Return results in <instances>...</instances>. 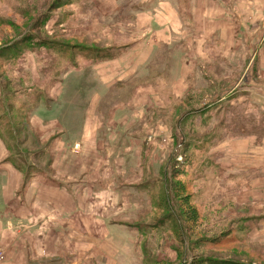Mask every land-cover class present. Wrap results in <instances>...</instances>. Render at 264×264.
I'll return each mask as SVG.
<instances>
[{
    "label": "rangeland",
    "instance_id": "obj_1",
    "mask_svg": "<svg viewBox=\"0 0 264 264\" xmlns=\"http://www.w3.org/2000/svg\"><path fill=\"white\" fill-rule=\"evenodd\" d=\"M57 2L0 0V47L31 33L39 43H62L70 51L68 57H54L48 55V51L37 49V60L31 57L35 56L33 52H26L19 67L8 68L4 82L0 83V117L8 130L13 131L6 132L8 136L4 137L12 141L9 155L18 156V151L12 154V144L17 139H26L24 152L29 158L39 150L38 154L52 153L47 142L40 145L47 136L39 130L42 128L36 118L45 124L53 123L56 118L62 125L78 124L75 116L65 111L92 110L101 96L100 115L106 127L110 122L117 126L126 123L128 129L116 126L112 132L101 131L100 144L106 161L100 164L98 155L92 156L93 161L87 164L90 183L96 181L95 177H102L97 187L111 189L133 180L140 184L151 182L152 188L148 191L146 186L144 191L138 192L134 187H127L129 193H120V197L125 198L119 206L114 197L112 200L104 198L102 207L97 203V212L94 209L87 212L91 219L100 220L96 213L102 215L106 226L102 228L104 240H113L109 244L112 247L103 246V256L97 262L101 264L102 257L108 258L109 253L111 264L116 263L111 260L115 257H119L117 264H181V259L190 262L199 256L264 264V174H257L254 157H248V171L239 174L245 160L243 151L234 152L239 144L230 153H213L224 140L237 142V139L250 137L259 143L264 141V62L259 57L264 48V0L222 1L225 7L221 9L230 14V19L227 15L223 18L228 21L227 46L232 48L222 55L219 35L212 37L210 32L208 35L199 23L187 16L191 2L184 5L181 0H81L75 8L59 5L51 10ZM24 10L30 11L31 16H24ZM154 12L159 14L158 21L168 23L173 32L170 47L151 73L157 79L142 81V74L130 84L107 89L113 72L121 75L124 68H116L113 66L116 62L112 61L111 69L100 67L98 74L95 69L105 62L90 61L81 54L97 48L121 55L129 41L140 37L138 30L155 27V23L150 24ZM42 16H47L45 23L40 20ZM245 51L247 54L242 58ZM256 51L259 61L254 70L250 59L253 61L256 56L251 58L250 55ZM206 53L217 58L214 65L202 59ZM155 54L142 63L150 64ZM40 57L44 60H38ZM181 57L187 63L184 71ZM191 59L207 65L191 64ZM50 60L55 63L50 65ZM234 60L241 64L234 66ZM84 69H88L89 74H85ZM0 75L3 78L4 72ZM120 78L118 76V80ZM12 80L14 84H10ZM6 83L10 86L3 89ZM238 84H241L239 90L234 91ZM5 89L9 94H4ZM16 92L19 95L14 94ZM25 96L37 97L38 102L21 107ZM221 96L227 98L219 100ZM4 108L10 109L11 114L6 115ZM216 110L219 111L215 117ZM97 117L86 121L84 131L73 129L66 133L73 137L100 134L95 132ZM132 123L152 126L149 131H135L129 127ZM54 133L55 136L61 134L59 130ZM110 133L112 145L108 138ZM92 140L96 144L95 139ZM137 140L140 142L136 143ZM195 142L202 145L197 147ZM82 143L70 147L69 153L78 155ZM112 154L110 162L108 156ZM230 158L241 160L234 167V175L221 172L220 164ZM186 163H191L188 168ZM75 166L72 171L75 174L84 169L82 162ZM132 169L134 176L130 174ZM93 172L100 173L94 175ZM90 183L87 182V186ZM106 188L103 187V191ZM109 215L112 221L118 219V224H112ZM161 220L165 227L154 228ZM83 221L87 222L86 217ZM28 226L23 224L19 228L27 230ZM239 238L243 244L235 243ZM216 239L215 243H210ZM89 244L90 247L95 245ZM113 247H118V254ZM0 249L5 255L0 264H7V252L1 246ZM98 249L101 248L97 245L92 251ZM45 261L46 258H41L38 263Z\"/></svg>",
    "mask_w": 264,
    "mask_h": 264
},
{
    "label": "crops",
    "instance_id": "obj_2",
    "mask_svg": "<svg viewBox=\"0 0 264 264\" xmlns=\"http://www.w3.org/2000/svg\"><path fill=\"white\" fill-rule=\"evenodd\" d=\"M181 1L184 5L191 2L187 16H190L191 20L195 23H199L204 32L207 34L210 32L212 37L219 35V39L222 41L220 49L221 55L223 52H227V50H232V48H228V39H226V23L228 21L223 18L227 15L230 19V14L228 11L221 9L225 7L222 2L223 0ZM116 2L118 3V1ZM158 15L157 12H154L152 22H150L152 25L155 23V27H150L146 31L138 30L140 37L132 40V42L129 41L120 57L112 60L116 62L113 66H116L118 69H124H122L123 74L121 75H119L120 73L117 71L113 72L114 77L112 76V80L106 86L107 89H117L125 86L126 83L130 84V82L137 80V75L143 74L141 78L142 81L146 80L150 82L154 78L157 79V76L152 77L151 73L155 65L158 64L163 57L162 54H165L166 49L170 47L171 35L173 34L168 23H161L158 21ZM262 17H264V14ZM263 51L264 48H261L260 54L256 51L254 54L252 52L250 55L251 58L253 55L256 56L253 61L250 59L251 67L254 70V65H258V54L264 62ZM154 54L155 57L152 62L145 66L142 62L144 60L148 61V58L151 59ZM245 54H247L246 51L242 54V58H244ZM205 55L206 57L202 59L207 60L210 65L216 63L217 58H213L211 53H206ZM224 58L225 57H223V59ZM123 59L126 62H123ZM182 60L184 71L187 63H184L185 58ZM191 60V64L207 65L201 61L198 63V59ZM112 61L100 63L95 71L99 74L100 67L111 69L112 63H114ZM135 62H137V64ZM118 64L120 65L117 66ZM240 64L241 63L237 62V60H234V66ZM141 66H145V68L140 70ZM94 74L95 72L93 71V77ZM186 75L187 74H184V77H186ZM118 76L122 78L118 80ZM190 76L192 77V75ZM262 76H264V74H262ZM240 86L241 84H238L237 88L234 87V91ZM172 93L175 98H178L175 90H173ZM227 94L229 95L230 92ZM226 96H223V100L227 98ZM101 101L102 97L99 96L96 107L92 110H80L83 111V113L66 110L65 112L75 116L74 118L78 124L67 123L62 125L60 121H57V118L53 123L45 124L40 119L36 118L40 123V128H42L39 130L45 132L44 134L47 136L40 145L47 142L52 153L47 152V154H44L43 152L38 154L41 151L39 150L36 155H32L34 158L17 156L15 160L20 165V169L9 161V158H11L9 155L10 143L12 142L8 144V141L0 136V246L7 252V264H29V262L30 264H99L97 261L103 256L102 252L105 250L103 246H110L109 244L112 243L113 240L110 242H105L104 240L105 235L103 234L102 228L103 226L106 228V226L102 221V215L96 213V215L100 217V220H96L87 217V212L91 209L97 212V203L99 202L100 207H102V200L104 198L112 200L114 197L116 204L119 206L122 199L125 198H121L120 193H129L127 187H134L138 192L144 191L147 185L148 191L152 188L147 180V182H143V184H140V182L135 183L132 180L127 182L126 185L114 186L111 189L105 186L97 187V182L101 183L102 177L98 179L95 177L96 181L90 183L87 164L93 161L92 156L98 155V162H100V164L106 161V158L102 155V144H100L102 141V139H100L102 136L101 131L112 132L113 127L116 128L117 126L114 122H110L107 123L108 128L106 127L104 118L100 115L101 106H99V104ZM209 103H211V101ZM218 111L219 110L215 111V117ZM197 112L202 111L198 110ZM63 115H66V119L70 120L66 113H63ZM87 115L89 116L87 117ZM97 115L96 122H98V124H94L95 132H100V134L98 133L91 137L85 135L73 137L71 134L66 133L73 129L80 132L84 131L86 121L93 120V116ZM57 125L60 128H58ZM125 126L126 123H120L117 129H128ZM135 126L136 128H134ZM151 126V124L143 126L140 124L135 125V123L129 125L132 130L142 132H145V130L149 131ZM141 128L143 129L141 130ZM56 130H59L61 133L56 135L59 138L55 136L54 132ZM53 136L55 137L53 138ZM92 138L95 139L96 144L93 143ZM108 138L112 145V133L108 135ZM76 139H78L77 142H75ZM80 139H82V141H80ZM214 140L216 139L214 138ZM237 140L239 141L224 140L221 143L222 145L220 144L221 146L219 145L213 153H220L221 155H224L225 151L226 153H230L231 149L239 144L238 149H234V152L239 153L243 151L245 153L244 155L242 154L245 160L244 164L240 165L239 174L243 175L241 173H246L248 171V157H254L255 167L258 168L256 172L259 171L257 174H264V141L259 143L256 138L252 139L250 137ZM26 142L23 145L24 147ZM137 142H140V140H137L136 143ZM81 143L82 146L80 145V148H82V150L78 153L74 150L78 155H71L69 153L70 147H73L74 144V146H79ZM259 144H262V147ZM93 150L95 152H93ZM80 153H82V155H80ZM112 157L113 154L109 155L108 161L111 162ZM136 159H138L137 152ZM46 161L47 163H45ZM94 161H96V159H94ZM140 161L141 160H137L138 163ZM81 162L84 164V169L78 170L77 174L72 172L75 170V163ZM117 162L118 158H116V163ZM240 163L241 160L234 161L233 158L226 159V162L220 164L224 167L221 166V172L234 175V167H236V164ZM133 171V169L130 171L132 176H134ZM93 173L97 175L100 172ZM140 180H142V178ZM87 182L88 184L90 183L89 186H87ZM103 187L106 188L107 192L106 190L103 191ZM108 191H110V194H108ZM111 204H113V202H111ZM132 205L133 204H131V206ZM98 211L101 212L102 210L99 208ZM85 217L87 222L83 221ZM108 217H110V222L112 224H118L116 223L118 219L112 221L111 216L109 215ZM23 224H28L29 229H20L19 226H23ZM16 228H18V230H16ZM90 242L95 245L90 247L91 245H88ZM97 245L101 249L92 251ZM113 248L117 250L116 254H118V247ZM105 252L108 253L107 251ZM109 255L108 253V258L102 257L101 264H103L104 260L105 264H111L108 262L110 259ZM41 258H46V261L38 263V260ZM117 259H119V257H115L111 260H114L116 262L115 264H117Z\"/></svg>",
    "mask_w": 264,
    "mask_h": 264
},
{
    "label": "trees",
    "instance_id": "obj_3",
    "mask_svg": "<svg viewBox=\"0 0 264 264\" xmlns=\"http://www.w3.org/2000/svg\"><path fill=\"white\" fill-rule=\"evenodd\" d=\"M15 1H19V0H15ZM79 2H81V0H58V2L53 6L54 8L51 7V10H55V8H58L59 5H66L70 9L75 8L76 6H78ZM24 11H25V12H23L24 16H31L30 11L29 12H27V10H24ZM50 13H53V12L50 11ZM39 14H41V12ZM40 20H42L43 23H45L47 21V16H42V18ZM37 49H41V51H48V55L54 56V57L55 56H57V57H64V56L68 57V55L70 54L68 46H66L62 43H58V42H42V43H39L36 40V38H34L32 36L31 33L29 35L23 37L21 40L13 42V44H11V42H7L5 44L3 43L2 47H0V73L4 72V77L3 78L0 77V83L2 84L4 82L5 74H7L8 68H15L16 66L19 67V61L25 59V53L26 52H28V53L33 52L35 54V56H31V57H33L35 60H37V57H39L35 53V51ZM90 49H93V50H85V51H87V54H85V55L81 54L82 58L88 59L90 61H94L95 59H101L103 62H106V61L115 60L118 58V56H120V54H113L110 52L97 50V48H90ZM29 55L30 54L27 55V58ZM38 60H44V59L40 57V58H38ZM47 61L49 63V60H47ZM50 61L52 62V64H50V65H53L55 63L54 60H50ZM33 62H34V60H33ZM29 66H31V69L33 70L31 63H29ZM254 66H256V64ZM20 69H23V68H20ZM83 72L85 74H89L88 69H84ZM14 79L17 80L18 79L17 76H15ZM13 82H14L13 80L10 81V84ZM10 84L6 83V85L3 86V89H4V87L7 88V86H10ZM0 87H1V85H0ZM7 91H8V89H5L4 94H9V93H7ZM14 94H18V93L16 92ZM25 98L26 99L23 102V105L21 107H27V106L31 105L34 101L38 102V98L34 97V96L33 97L25 96ZM222 99H223V96H221L219 98V100H222ZM4 109L6 110L5 111L6 115L8 113L11 114L10 109H8V108L7 109L4 108ZM201 111H203V110H201ZM30 117H31V115H29V119H30ZM5 124H6V122L2 123V118L0 117V136L4 140H7L4 138V137L8 136V135H6V132L12 133L13 131L8 130V128L5 126ZM7 141H8V144L10 142H12L11 140H7ZM25 142H26V139H25V141H23L22 139H20V140L17 139L16 141H14L12 144V147H13V153L12 154H14V152L18 151V156H26L25 152H24V146H23L25 144ZM201 145L202 144L195 142V146L198 147ZM9 161L12 162L14 165H16V167H18L20 169V165L15 160L14 156L9 158ZM190 164L186 163V167L188 168V166ZM192 164L194 165V162ZM179 173L181 174L180 171H178V174ZM149 184L151 185L152 183L149 182ZM153 227L157 228V229L164 228L165 226H164L163 220H161L157 225H154ZM240 240L241 239L239 238L237 241H235V243L243 244V241H240ZM216 241H217V239L210 241V243L211 242L215 243ZM205 242L206 241H204L203 243H205ZM200 243H202V241ZM195 244H198V243H195ZM179 263H181V264H251V263L241 262V261H237V260L235 261V260H231V259H223L222 260V259H214V258H208V257L205 258L204 256L194 257L190 262H189V260L187 262L186 260L183 261L181 259Z\"/></svg>",
    "mask_w": 264,
    "mask_h": 264
},
{
    "label": "built area",
    "instance_id": "obj_4",
    "mask_svg": "<svg viewBox=\"0 0 264 264\" xmlns=\"http://www.w3.org/2000/svg\"><path fill=\"white\" fill-rule=\"evenodd\" d=\"M1 250V249H0ZM2 251V250H1ZM4 251H2V252H0V260H2L4 257H5V255H4V253H3Z\"/></svg>",
    "mask_w": 264,
    "mask_h": 264
}]
</instances>
